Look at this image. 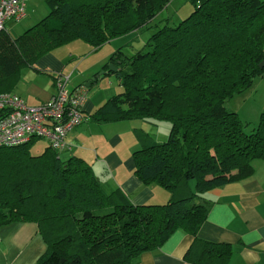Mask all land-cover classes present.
<instances>
[{
    "label": "trees",
    "instance_id": "obj_1",
    "mask_svg": "<svg viewBox=\"0 0 264 264\" xmlns=\"http://www.w3.org/2000/svg\"><path fill=\"white\" fill-rule=\"evenodd\" d=\"M191 1L187 16L158 26L143 48L110 55L92 80L112 73L122 90L86 115L96 123H170L159 142L136 129L139 148L132 152L134 174L166 189L168 201L133 204L119 188L104 186L82 157H62L70 144L63 150L47 145L38 154L30 147L37 137L0 146V226L36 224L46 244L36 264H135L178 229L194 238L188 262L228 263L229 245L197 236L209 212L201 197L249 177L253 161L264 159V111L247 131L249 122L225 106L264 71V0ZM44 2L48 14L17 36L0 31V93L18 95L12 89L21 69L41 71L33 64L46 53L76 40L98 48L138 31L170 0ZM58 74L66 75H52L54 89Z\"/></svg>",
    "mask_w": 264,
    "mask_h": 264
},
{
    "label": "crops",
    "instance_id": "obj_2",
    "mask_svg": "<svg viewBox=\"0 0 264 264\" xmlns=\"http://www.w3.org/2000/svg\"><path fill=\"white\" fill-rule=\"evenodd\" d=\"M25 16L26 14L19 20H6L5 30L12 36L20 34L22 31L14 30L13 25ZM27 27L29 26H25ZM37 65L41 71L32 70L36 73V77L38 74H48L49 81L43 88V93L28 96L36 102L34 106L46 102L53 95V76L59 72L64 73L66 69L63 59L54 52L43 55L37 61ZM72 71L73 69L71 73ZM90 83L88 82L85 86ZM76 86L83 85H73V88ZM246 91L247 93L238 99L237 106H233L232 110L236 111L242 120L255 125L259 114L264 111V71L262 75L254 79L252 86ZM20 96L23 99L21 94ZM94 98L95 96H84L83 116L99 106V104L96 106ZM85 120L84 117L83 121ZM82 122L67 135V142L71 146L68 149L70 154L74 150L77 156L90 159L92 164L97 166L96 170H99V164H103L109 171L108 179L110 177L109 180L112 179L113 183L110 185L119 188L133 204H162L171 198V194L162 186L156 183L144 184L137 178L133 172L132 155L129 153L125 151L120 153L119 150H115L104 152L101 157L95 154V157L91 155L90 158L89 156L86 158L83 151L74 149L77 142L84 137L85 131L78 130L83 125ZM114 123L88 124L87 127H101L110 131L105 136L91 134L94 143L103 140L104 143L116 144L120 137L117 131H112L111 124ZM123 132H126V129ZM94 147V151L99 153L97 146ZM252 164L253 172L249 177L210 189L201 197L203 201L209 203V212L197 236L205 241L229 245L231 255L227 264H264V159H256ZM22 233H28V235ZM193 240L190 234L178 229L160 247L141 253L135 264H193L185 258ZM45 247L46 244L34 223L16 222L0 226V264H33L34 258L37 259L44 252Z\"/></svg>",
    "mask_w": 264,
    "mask_h": 264
},
{
    "label": "rangeland",
    "instance_id": "obj_3",
    "mask_svg": "<svg viewBox=\"0 0 264 264\" xmlns=\"http://www.w3.org/2000/svg\"><path fill=\"white\" fill-rule=\"evenodd\" d=\"M25 4L26 16L19 22L14 23L13 28L16 31H23L25 26H30L27 24H34L49 12L48 6L44 2V0H25ZM192 9L193 3L191 0H170L168 5L151 20L147 27L141 28L138 31H133L126 35L114 38L98 48H94L81 40H76L53 50L52 52L59 55L63 59V62L66 64L64 74L67 75L71 73V70L73 69V74L71 73L72 76L70 77L67 86H69L70 88H73V85L78 84L85 86L91 80L92 82L88 86L84 87L85 90L87 89L85 95L87 97L95 96L94 101L96 103V106L98 104L100 105V103L104 102L109 96L116 94L122 90V86L120 85L118 77L115 74H106L94 81L92 80L93 75L96 72H103L101 67L109 60L110 55L118 48H121L124 53L129 55L135 53L137 50L144 47V44L149 35L153 33L158 26L166 22L171 26L176 25L182 18L187 16L192 11ZM40 58L35 60L33 64L34 67L38 68L37 61ZM110 66L111 64H108V67ZM32 70L34 69L31 66L23 67L20 71L18 84L12 89V92L18 93L19 95L21 94L23 96V99L28 106H34V104H36V102L29 99L28 96L39 92L43 93V88L47 86V83L49 81L48 74H38V77H36V73H34ZM242 93H239L227 99L225 101V106L229 110H232L233 106H237L238 99H240V97H243L247 93V91L245 90ZM101 98L103 99L101 100ZM85 118L86 120L82 122L83 125H81L78 129L79 131H85L84 137L83 139H80L77 144L75 143L76 147L74 149L78 148L80 151H83V153L86 154V158L87 156H89L90 158L91 155H94L95 157V154H99V157H101L102 153L112 152L115 150H119L120 153L122 151H125L132 155V152L135 149L139 148V143L135 135L136 129L148 132V134L154 140L159 142L167 138L170 128V123L168 121H161L157 125L145 123L139 119L131 121H118L115 123L113 122L114 124H111L113 127L112 131H117L119 133L120 139L116 144H112L110 142L104 143L103 140L94 143L91 134H101L105 136V134L109 133L110 131L101 127H87L88 124L92 125L94 123H97L91 121L89 118H87L86 115ZM244 122L246 121L244 120ZM253 124L248 123L246 126V130L250 131V129L253 128ZM124 129H126V132H123ZM94 144L99 149V153H96V151H94ZM47 145L48 143L45 139L35 138L30 145L31 152L34 154H38ZM71 152L72 154H77L76 152H74V150ZM69 154L70 150H65L60 153L62 157H66ZM82 158L85 159L84 157ZM85 160L93 165L90 159L87 158ZM93 166L95 175L100 179L103 185L106 187H108L109 185L108 188H114L115 186L110 185L113 183L112 179L109 180L111 177L108 179V169L103 164L98 165L99 170H96L95 167L97 166ZM193 187L194 182L190 180L188 182L189 190H193ZM36 227L37 226L35 224V228ZM33 231L32 233H34ZM22 234L28 235V233ZM36 260L37 259L34 258L33 264H36Z\"/></svg>",
    "mask_w": 264,
    "mask_h": 264
},
{
    "label": "built area",
    "instance_id": "obj_4",
    "mask_svg": "<svg viewBox=\"0 0 264 264\" xmlns=\"http://www.w3.org/2000/svg\"><path fill=\"white\" fill-rule=\"evenodd\" d=\"M25 14V0H0V31L8 19ZM69 75L58 74L54 94L44 103L28 106L16 94L0 93V146L43 138L55 150L69 148L67 135L83 120V86L69 89Z\"/></svg>",
    "mask_w": 264,
    "mask_h": 264
},
{
    "label": "water",
    "instance_id": "obj_5",
    "mask_svg": "<svg viewBox=\"0 0 264 264\" xmlns=\"http://www.w3.org/2000/svg\"><path fill=\"white\" fill-rule=\"evenodd\" d=\"M259 66L262 67L264 66V59L259 63ZM110 68L114 71L116 70V67L114 65L111 64ZM88 84V83H87Z\"/></svg>",
    "mask_w": 264,
    "mask_h": 264
}]
</instances>
